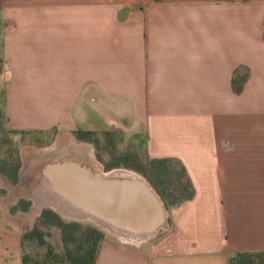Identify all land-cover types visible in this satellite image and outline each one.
Here are the masks:
<instances>
[{
	"label": "crops",
	"instance_id": "1",
	"mask_svg": "<svg viewBox=\"0 0 264 264\" xmlns=\"http://www.w3.org/2000/svg\"><path fill=\"white\" fill-rule=\"evenodd\" d=\"M0 78L8 130L113 136L115 151L183 166L192 195L166 203L149 183L163 224L104 234L93 264L264 251V0H0ZM15 195L0 193V264H23L37 213ZM141 199L135 215L158 218Z\"/></svg>",
	"mask_w": 264,
	"mask_h": 264
},
{
	"label": "bare ground",
	"instance_id": "2",
	"mask_svg": "<svg viewBox=\"0 0 264 264\" xmlns=\"http://www.w3.org/2000/svg\"><path fill=\"white\" fill-rule=\"evenodd\" d=\"M77 145L79 144L72 141L71 144H65L62 148L53 145L28 152L26 155L24 154V164L21 168L20 179L17 184H19L21 180H25L30 186L28 190L25 189L23 183L20 185L16 184L17 186H15L19 195L26 193L33 196L35 201L34 203L32 201V208H34L36 212L42 204L44 205L43 207L50 205L53 209L57 210V212L59 211L65 216L92 221L103 230L124 240L137 241L138 239H143L153 234L158 225L160 226L163 224L165 209H163L161 201L149 182L131 171L115 168L107 171L104 170L102 165L95 159L94 155L90 153L91 150L87 151L85 147H78ZM46 154L49 156L42 159L41 157ZM27 155L28 157H26ZM61 166L64 169L69 166L88 168L98 178L107 179L111 181L112 184L114 183V187L111 188L108 185L105 188L106 193H111L110 197L114 208L113 205L111 206L109 204L111 202L109 199L102 200L106 201L107 204L106 202H98L102 208L109 212L111 211V214H102L92 208L88 203L85 205L81 200L75 201L74 199L76 197L87 199L86 194L80 191H76L75 189L70 190L69 193H71L72 197L68 198L67 195L64 196V194L54 188L48 173L51 174L55 167L59 168ZM123 185L130 190L133 189L142 193L141 201L145 203L148 202L157 215L160 212V216H158L157 220L155 217L148 219L147 214H144L146 218L143 221L135 215V212H131V215L127 214L126 208H124L122 201L119 200L117 196V191L119 193ZM37 192L40 196L35 194Z\"/></svg>",
	"mask_w": 264,
	"mask_h": 264
},
{
	"label": "rangeland",
	"instance_id": "3",
	"mask_svg": "<svg viewBox=\"0 0 264 264\" xmlns=\"http://www.w3.org/2000/svg\"><path fill=\"white\" fill-rule=\"evenodd\" d=\"M3 101H4L3 80L0 78V187H3V189H0V193L6 195L7 197L6 200H10L12 197L16 196L15 195V192L17 190L16 186L20 185L21 183L25 185L24 186L25 189L29 190L30 184L27 181L21 180L20 183L17 184L20 179L19 172L24 164L23 156H25L26 153L33 152L38 149L50 147L53 145H56L58 148H62L63 145L71 144L72 141L74 143L79 144L77 145L78 147L83 146L87 149V151L91 150L90 153L94 155L95 159L102 165V168L104 170L107 171L112 168L123 169L134 172L146 180V178L140 172V169H138L145 164V160L133 157L131 151H127L126 153L122 151H115L114 150L115 142L113 140V136L104 137L102 144H99L93 138L88 140V137H85V139H83V133L80 132L73 134V133L57 131V130L45 131V132L8 130L4 125ZM46 155H43L41 158L44 159L49 156L48 154ZM26 157H28V155ZM14 179L16 180L13 181ZM35 194L38 195V192ZM18 197H20L19 206L22 210H26V208L29 209L30 206L32 205V201L33 203L35 201L33 196H30L26 193L20 194ZM43 206H44L43 204L40 206L37 213L33 214L31 212L30 215L32 216V219L26 220L27 230H29L33 226L37 216L39 215V212L43 208H49L54 212H56L63 220L76 221L83 225L85 224L91 225L100 229L101 232L104 234L109 233L106 230H103L100 226H97L92 221L80 219V218L68 217L61 214L59 211L57 212V210L53 209V207L50 205L45 207ZM60 248H61V244L59 242V231L54 227L50 228V234L48 236H45L44 244L42 243L40 244L37 243L36 241H29V240H26L24 243V251H25L24 253L29 255L31 259L36 260L39 263H43V264H66L65 262H63L62 256L58 253ZM47 250L48 252L49 251L51 252H49V254L44 257V254H46Z\"/></svg>",
	"mask_w": 264,
	"mask_h": 264
},
{
	"label": "trees",
	"instance_id": "4",
	"mask_svg": "<svg viewBox=\"0 0 264 264\" xmlns=\"http://www.w3.org/2000/svg\"><path fill=\"white\" fill-rule=\"evenodd\" d=\"M247 75V69H244L242 74L234 73L232 83L236 92L241 90L242 83L247 78ZM78 132L83 133L82 131ZM173 162V159L169 158H153L146 160L145 164L138 168L166 203H175L189 198L193 192L188 177L185 179V184L182 183L181 176H185L183 166L180 165L179 172L171 170ZM53 227L59 231L61 248L58 253L62 256L63 262L66 264L94 263L98 246L104 233L91 225L63 220L49 208H43L40 211L33 226L22 234V239L44 244L45 236L50 234V228ZM49 252L47 250L44 257ZM23 264L43 263L31 259L29 255L24 253ZM229 264H264V251L236 253L230 257Z\"/></svg>",
	"mask_w": 264,
	"mask_h": 264
},
{
	"label": "water",
	"instance_id": "5",
	"mask_svg": "<svg viewBox=\"0 0 264 264\" xmlns=\"http://www.w3.org/2000/svg\"><path fill=\"white\" fill-rule=\"evenodd\" d=\"M48 175L52 183V186L56 188L58 191H60L62 194H64V196L67 195L68 198L69 197L71 198L72 196L71 193H69V191L75 189L76 191H80L81 193L86 194L87 197V199H80L76 197L74 199L75 201L81 200V202H83L85 205H87L88 203L91 205L92 208H94L95 210L99 211L102 214H111V211L109 212L108 210L100 206L101 202H106V201H102L103 199L111 200L109 204L111 206L113 205L112 199L110 197L111 193L105 192L106 186L109 185V187L111 188L114 187V183L112 184L111 181H108L107 179L98 178L88 168L73 167V166H69L65 169L62 168V166L59 168L55 167L51 172V174L48 173ZM19 178H20V172H19ZM117 196L119 197V200L122 201V205L124 206V208H126L127 214L131 215V212H135L134 211V204L136 202L135 199L137 197L142 198V193L135 191L133 189L130 190L125 185H123L121 186V191L119 193L117 191ZM153 217H155V219L157 220L156 216Z\"/></svg>",
	"mask_w": 264,
	"mask_h": 264
}]
</instances>
